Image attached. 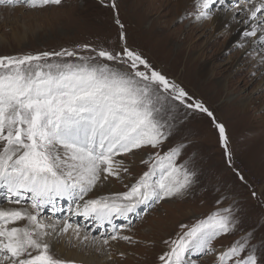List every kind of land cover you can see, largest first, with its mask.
<instances>
[{"label": "snow or ice", "instance_id": "6c2138e0", "mask_svg": "<svg viewBox=\"0 0 264 264\" xmlns=\"http://www.w3.org/2000/svg\"><path fill=\"white\" fill-rule=\"evenodd\" d=\"M215 3L194 0L190 15L197 20L208 18ZM61 4L62 0H0V5L32 9ZM237 11L244 12L245 25L251 21L244 37L264 49V0H239ZM115 22L121 29V43L112 47L78 44L60 51L0 55V188L6 189L5 199L16 205L31 201L32 209L0 207V264H73L52 253L48 237L55 233L58 239L70 229L79 235V225L73 229L66 218L54 223L41 216L45 208L55 206L58 197L69 201V212L75 204V214L107 221L113 233L108 239L132 242V237L117 231L122 226L114 219L128 220L141 205L150 208L181 195L192 182L194 173L177 163L180 150L172 148L163 154L149 152L147 160L141 157L148 170L131 185L125 184L126 191L84 199L109 177L130 175L124 156L160 148L168 136L165 128L170 127L165 117L171 118L176 101L213 116L202 103H187L190 97L185 89L129 46L123 24L118 17ZM76 49L90 52L82 55ZM216 127L230 155L225 127L220 123ZM17 222L23 225L9 226ZM235 224L229 209L213 212L191 226L181 224L187 230L164 241L171 247L159 259L163 264H195L190 256L214 252L212 241L231 233ZM250 235L219 253L217 264H258L248 244Z\"/></svg>", "mask_w": 264, "mask_h": 264}, {"label": "rangeland", "instance_id": "374dc122", "mask_svg": "<svg viewBox=\"0 0 264 264\" xmlns=\"http://www.w3.org/2000/svg\"><path fill=\"white\" fill-rule=\"evenodd\" d=\"M133 1L114 0L115 8L112 7L113 0H62L59 6L36 9L22 5H0V55L60 51L74 49L78 44L112 47L121 43V29L115 22L118 17L124 26L126 43L138 49L169 80H174L183 87L190 97L186 98L187 103L194 105L200 102L213 113V116L209 117L207 113L195 107L188 108L187 104L176 101L175 109L169 113L171 118L165 117L170 127L165 128L168 136L160 148H145L143 151H136L135 156H124L130 175L122 173L123 179L109 177L103 186L94 188L84 197L88 200L126 191L125 184L131 185L148 170V164L140 163L141 157L147 160L149 152L159 151L163 154L169 149L179 148L180 155L176 157V161L194 173L192 182L181 195L165 198L150 208L141 205L136 213L129 214L128 220L115 218L113 223L122 226L117 231L121 235L132 237V242L119 238L116 239L119 241L108 239V236L113 234L109 224L98 221L95 225L96 221H93L88 226H83L75 220H67L75 227L79 225V233L85 237V231L89 233V238L98 235L100 231L101 234L107 231L106 235L102 236H105L104 240L108 239V243L91 240V245L98 249L90 246L86 251H82L78 249L79 246L76 247L75 242L68 244L69 241H74L70 239L73 238L70 231L60 234L58 239L53 233L48 237V241H52L51 245L55 248L51 251L61 259V251L76 250L78 255L81 254L84 258H96L98 264H163L159 257L171 247L164 241L176 239L177 233L186 231L187 229L180 228L181 224L191 226L213 212L229 209L236 221L234 230L212 241L214 252L199 255L194 253L190 259L195 264H217L219 253L226 251L242 236L251 234L248 244L256 255L258 264H264V71L261 65L259 71L254 74L250 71L252 66H249V69L247 67L240 74H235L238 71L237 62L239 64V59H242L245 52L257 53L261 58L264 49L249 46L245 37L241 41L230 43V35L227 37V32L217 40V44L205 46L212 36L213 39L209 42H215L214 37L217 34L214 35L210 29L208 34H197L195 24L198 20L193 15L191 20L188 15L172 16L168 23L163 20L162 23L175 29L178 36L176 41H172V50L157 41L158 46L154 47L151 45V41H154L151 36L146 39L139 33H148L158 28L155 25L157 15L142 16L131 7ZM251 2L254 0H250ZM238 4L239 0H224L223 4L216 0L210 17L201 20H210L220 11L224 12L225 16H234L233 20H238L239 23L244 12L237 11ZM193 9L194 7L191 11ZM199 37V45L193 49L192 46ZM204 46L209 58L205 61L206 66L214 72L224 73L212 77L211 81H208L209 75L199 77L198 63L194 62ZM76 51L83 55L88 54L90 49ZM52 59L55 58H50ZM225 83L230 85L228 91L224 90ZM241 97L253 99L254 104L250 105V110L246 113L239 103ZM217 123L225 127L230 155H226L225 147L221 143ZM5 193L6 189L0 190V206L8 208L9 206L4 205L15 203L5 199ZM63 203V206L56 207L63 209L62 212H57L56 216L52 215L50 210H43V219L54 223L68 219L70 212L65 209L68 204L66 201L61 204ZM20 205L32 210L31 201H22ZM72 208L71 213L78 215L75 214L76 205ZM82 218L81 215L79 220ZM79 222L83 223V220ZM22 225L23 222H17L9 226Z\"/></svg>", "mask_w": 264, "mask_h": 264}, {"label": "bare ground", "instance_id": "6f19581e", "mask_svg": "<svg viewBox=\"0 0 264 264\" xmlns=\"http://www.w3.org/2000/svg\"><path fill=\"white\" fill-rule=\"evenodd\" d=\"M192 6L194 7V0H134L133 3L131 4V7L134 9V11H139L140 14H142V16L146 15V14H149V15L156 14L157 15V19L155 20L157 22L155 25L158 28H155L151 31H148V33L141 32V33H139V35H142V37H144L146 39H148V36H151L152 40H154V41H151L152 44L150 43L152 46L157 47L158 46L157 42H159V44L162 43V45L166 46L167 49H169V50H172V46L174 43V42L172 43V41H176V37L178 35H177V32L175 31V29H172L169 26H165L162 23V21L164 20V22L165 21L167 22L168 20H170L172 18V16L184 17L185 15H188V17H190V20H191L193 17H192V15H190V13H192L194 11V9H193V11H191V8H193ZM233 18H234V16H232V15L225 16L224 12L221 13L219 11L216 14H214L210 20H204V21L198 20L197 23L195 24V27L197 28V31H196L197 34L201 33V32H203V35L208 34L207 31L209 29H210V32H214V35L217 34L214 37V40H216V41L215 42L214 41L209 42L211 39H213V36H212L210 38V40L205 44V46L217 44L218 43L217 40L221 39L227 33H228L227 37L230 35V43H234L237 40L241 41V39L244 38L245 30L246 29L250 30L251 21H249L248 25H245L242 22L244 19H246L244 14H242V16H241L242 21L239 23H238V20L235 21V20H233ZM173 20H174V18H173ZM209 24H210V26H208ZM156 26H154V27H156ZM201 26H203V28H201ZM183 27H182V29H183ZM225 32H227V33H225ZM203 35H201V36H203ZM200 39L201 38L199 37L195 41V43L192 46L193 49H195L199 45L198 42ZM246 39H247V41H249V46H252V43H251L252 38H246ZM148 45H149V42H148ZM205 46H204V48L201 49L199 54L195 57L194 62H195V64L198 63L197 69H198L199 77H206L207 75H209L208 81H211L212 77L217 76V74H221V71L214 72V71H212V69H210L208 66H206L207 64L205 61H207L209 58L206 55L208 51H205ZM157 49L158 48H156V50ZM178 59L179 58L176 56V60H178ZM234 59H232V60H234ZM260 60H261V58L259 56H257V53L249 54V53L245 52L242 59H239V64L237 62L236 68L238 71L235 74L236 75L240 74L242 72V70H244L247 67L249 69V66H252L250 71L253 72L254 74L257 71H259V68L261 67V65H262L261 69H262V71H264V63L262 64V62H260ZM203 62H205V63H203ZM226 64L227 63H224V65H226ZM201 65H202V67L199 68V66H201ZM210 73H211V75H210ZM222 74H224V73H222ZM234 77H235V75H234ZM224 85H225L224 90L228 91L230 89V85L228 83H227V85H226V83ZM239 101H240L239 102L240 105L242 106V110L245 113H246V111L250 110V105L254 104L253 99L250 97H241ZM2 189H4V188H1L0 190H2ZM64 201H66V204H69L68 203L69 201L67 199L64 200V199H61L58 197L56 200L55 206L45 208L44 212H46V210H50V211H52V215L56 216L57 215L56 207L63 206L64 203L63 204H61V203ZM73 205H75V204H73ZM4 206H6V207L9 206L8 208H13V207L25 208L22 205L15 206V204L12 205L10 203L5 204ZM0 207H2V206H0ZM65 209H68V206ZM80 216L81 215L75 216L73 213L70 212L69 218L67 220H69V221L75 220L78 222L79 225L83 224V226H88V224H91L93 221H96L95 225L98 224V221L93 219L92 217H84V216L82 219H80L81 221L83 220V223H80L79 222ZM53 220H54V218H53ZM45 222H48L47 219L45 220ZM52 222H54V221H52ZM68 223H70V222H68ZM103 223H106V225L108 224L107 221H104ZM73 229H75V226H73ZM69 231H70L69 232L70 235L73 236V238H70V239H73L74 241H69L68 244L71 245L72 242H75L76 247L79 246L78 249H80L82 251H86L85 249L87 247H90V246H91V248L95 249L96 247H93L91 245L92 244L91 240H93V238L95 237V241H104L103 238L105 236H102V235H104V234L106 235V233H107V231H104V234H101L102 231H100V233H98V235L92 236L91 238H89V233L85 231L86 237H87V239H85V236L83 234L79 233V235H76L72 229H70ZM116 241H119V240H116ZM49 243L51 245L52 241H50ZM101 245L103 247H106V246H104V244H101ZM97 247H99V245H97ZM96 249H98V248H96ZM51 250H55L54 245H51ZM65 250H68V249H65ZM161 255H163V253H161ZM61 256H63L61 259L66 260V261L83 262L86 264H91V263L92 264H98V260L96 258H94V257L84 258L83 255H81V254L78 255V251H76V250H74V251H69V250L64 251L63 250V251H61Z\"/></svg>", "mask_w": 264, "mask_h": 264}, {"label": "water", "instance_id": "95a60500", "mask_svg": "<svg viewBox=\"0 0 264 264\" xmlns=\"http://www.w3.org/2000/svg\"><path fill=\"white\" fill-rule=\"evenodd\" d=\"M73 264H82V263L73 262Z\"/></svg>", "mask_w": 264, "mask_h": 264}]
</instances>
